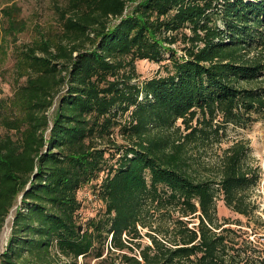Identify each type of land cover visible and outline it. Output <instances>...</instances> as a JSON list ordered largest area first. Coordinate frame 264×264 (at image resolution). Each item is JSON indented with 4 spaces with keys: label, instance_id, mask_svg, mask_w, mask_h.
<instances>
[{
    "label": "trees",
    "instance_id": "trees-1",
    "mask_svg": "<svg viewBox=\"0 0 264 264\" xmlns=\"http://www.w3.org/2000/svg\"><path fill=\"white\" fill-rule=\"evenodd\" d=\"M18 12L2 8L5 41L25 25ZM55 12L15 44L14 92L0 99V233L15 207L0 264H264L241 220L218 215L219 199L256 214L250 139L213 164L191 154L264 117V0H65ZM141 59L156 74L142 78Z\"/></svg>",
    "mask_w": 264,
    "mask_h": 264
},
{
    "label": "rangeland",
    "instance_id": "rangeland-1",
    "mask_svg": "<svg viewBox=\"0 0 264 264\" xmlns=\"http://www.w3.org/2000/svg\"><path fill=\"white\" fill-rule=\"evenodd\" d=\"M65 0H0V25L5 24L2 16V8L5 5L17 4L19 7L18 17L25 23L22 30L11 36L7 35L4 40L3 32L0 34V99L11 96L15 88V61L14 52L15 44L30 42L33 38L39 36L45 27L56 21L55 4L63 3ZM160 63L152 60L141 59L137 61V68L141 77H150L156 74ZM54 108V107H53ZM53 108L50 114H53ZM244 136L250 139L252 147L251 161L259 164L262 170V176L259 183L253 187L252 196L258 204L256 214L249 218L241 213L235 212L228 208L223 199L218 200V215L221 219L225 217L230 220H241V224H233L238 234L240 242L244 243L249 238L255 244L264 250V117H260L247 127L229 125L227 135L224 140L218 144L194 147L191 149L192 160L198 167L205 164L218 162L223 148L231 144L235 137ZM119 140L122 141V139ZM84 207V215H94L100 201L93 193L90 186L84 187L80 191ZM15 213V207L11 210L6 218L3 229L0 233V250L4 249L9 235L11 233L12 220ZM264 252V251H263ZM83 259L80 260L82 262ZM93 261L90 262L92 264Z\"/></svg>",
    "mask_w": 264,
    "mask_h": 264
}]
</instances>
